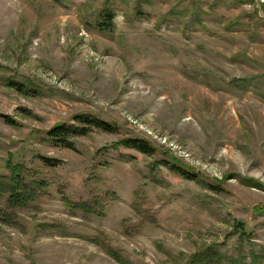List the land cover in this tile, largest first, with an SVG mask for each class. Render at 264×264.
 Masks as SVG:
<instances>
[{
    "label": "rangeland",
    "instance_id": "rangeland-1",
    "mask_svg": "<svg viewBox=\"0 0 264 264\" xmlns=\"http://www.w3.org/2000/svg\"><path fill=\"white\" fill-rule=\"evenodd\" d=\"M0 193V264H264V0H0Z\"/></svg>",
    "mask_w": 264,
    "mask_h": 264
},
{
    "label": "trees",
    "instance_id": "trees-1",
    "mask_svg": "<svg viewBox=\"0 0 264 264\" xmlns=\"http://www.w3.org/2000/svg\"><path fill=\"white\" fill-rule=\"evenodd\" d=\"M104 17H105V20L103 23L100 24V26L103 24L102 25L103 28H107V29L113 28V20L115 18L114 13H109V12L104 13ZM13 87H16L19 92H23V89H21V86L15 85ZM74 121L76 123L80 124L81 126H83V129L80 130L74 126L73 127L59 126V127L52 129L49 132V137L54 139V140H57L59 143H63L65 146H67L69 148H72V145L69 144L68 140L71 137L85 135L88 128H96V129L102 130L104 132H112V129H111L109 124H107L101 120L87 116V115L77 116L74 119ZM125 145L129 148H133V149L140 151L144 154H151L152 153L151 149L147 145H145L144 143H142L140 141H136V140L131 141L130 140V141H127L125 143ZM9 168H10L11 176L9 178H7L8 180L6 183L11 182V185L4 186V187L1 186V190H6L9 192H12L11 197H9L8 201L11 204H15L16 202L24 199V197L20 196V195H23L22 189L24 186V180H23V177L21 174L22 168L15 167L12 165H10ZM173 169L175 171H177L179 174H181L187 178H191L189 173L187 171L183 170L182 168L175 166V167H173ZM1 192L4 193L3 191H1ZM195 262H196V259L193 261L192 264H196Z\"/></svg>",
    "mask_w": 264,
    "mask_h": 264
}]
</instances>
